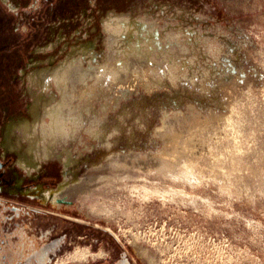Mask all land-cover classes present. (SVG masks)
<instances>
[{
	"label": "rangeland",
	"instance_id": "obj_1",
	"mask_svg": "<svg viewBox=\"0 0 264 264\" xmlns=\"http://www.w3.org/2000/svg\"><path fill=\"white\" fill-rule=\"evenodd\" d=\"M73 1L69 17L46 18L45 0H0V69L11 64L16 101L2 122L35 124L30 137L14 129V143L40 157L50 149L43 167L68 160L59 181L78 179L72 205L56 212L79 226L64 254L80 264L119 250L135 264H264V0ZM111 15L143 23L140 52L110 50ZM135 53L124 82L103 74L78 103L71 134L43 140L46 107L61 98L49 73L117 62L115 73ZM36 71L46 88L28 78Z\"/></svg>",
	"mask_w": 264,
	"mask_h": 264
},
{
	"label": "flooded vegetation",
	"instance_id": "obj_2",
	"mask_svg": "<svg viewBox=\"0 0 264 264\" xmlns=\"http://www.w3.org/2000/svg\"><path fill=\"white\" fill-rule=\"evenodd\" d=\"M48 1L45 0L46 10L42 12L46 18L61 15L67 18L74 13L69 7L73 0ZM10 67L11 64L6 70L0 69V136L4 138L0 140V264H80L77 258L71 259L76 254H64V247L78 240V222L56 213L72 205L76 196L65 189L78 179L63 184L59 180L67 176L65 161L64 170H58L55 164L43 167L41 162L51 156L27 152L29 145L23 152L14 143L12 131L21 123L19 130L26 131L27 124H23L25 120L18 124L2 122L16 108L15 76L10 74ZM87 264L135 263L119 250L111 257Z\"/></svg>",
	"mask_w": 264,
	"mask_h": 264
},
{
	"label": "bare ground",
	"instance_id": "obj_3",
	"mask_svg": "<svg viewBox=\"0 0 264 264\" xmlns=\"http://www.w3.org/2000/svg\"><path fill=\"white\" fill-rule=\"evenodd\" d=\"M134 21L130 22L129 19H126L123 17H117V15L116 16L111 15L108 17V19L105 21V27H106V31L109 33L108 36H110L108 44H109L111 51L112 50L116 51V50L122 49L120 51V54H121V53H124L125 51H127V48H125V46L130 45V47L128 46L129 47L128 49H130V51L133 50L134 52L136 51L137 53L140 52V51H138V44H139L138 43L139 42L138 37H139V33L141 32V30H138V26L140 24L138 25V22H134ZM142 24L143 23H141V25ZM141 27H143V25ZM141 27H140V29H141ZM147 31H149V30H147ZM152 34L153 33H151V36H152ZM143 36H144V34H143ZM146 37H147V35H146ZM145 42H146V40H145ZM146 43H149V42H146ZM148 45H147V47H148ZM140 46L141 45H139V47ZM144 53H146V52H144ZM112 54H113V52H112ZM140 54L141 53H139V55ZM161 55H163V54H161ZM127 56H130V55L127 54ZM112 58H114V55H110V57L108 59L113 60ZM117 60H118V58H117ZM116 63L117 62H115L114 64H106L103 66L102 69L95 70V71L91 72L90 68L88 71H85L82 67L81 62H79L78 64H75L73 62H69V63H65L64 66H61L59 69H55L51 73H49L50 78L46 76V73L44 71H36L33 75L30 76V79H32L31 80L32 83L36 82V83H39L40 85H43V83H45L43 85V86H45V88L48 85V84H46V79L47 78L52 79L54 81L56 89L59 92L60 97H61L60 101L57 103V105H53V106H50L48 108L46 107L45 117L49 118L50 121L46 124H42L39 128L40 134H41L43 140H46L47 137H50L52 140L62 139L64 137H66V135H68L69 133L71 134L73 132L74 128H76L77 122H78L79 116L78 115H77L78 117L74 116V114L78 112V109H80L77 106L78 103L82 99L89 98V97L94 95L95 87L99 86V79H101V76L103 74L111 73L114 75L116 80H119V82H124V80L129 75H131L133 72H135L138 69V64H137L138 63V55L136 58L133 59V61L128 63L126 66H124V67L120 66L117 70H115V73H114L113 69H116V67L118 66V65H116ZM120 63H121V61H120ZM48 71H49V69H48ZM49 79H47V83H48ZM122 85H123V83H122ZM75 103H76V105H75ZM25 130L28 133V137H30V135L32 136V134L37 135V129H36L35 124L26 125ZM43 155H44V157H47V155H48L47 149H44ZM127 160H129V159H127ZM127 160L125 159L124 161L126 162ZM133 160H135V159H133ZM65 162H66V164L69 163L68 160H65ZM110 162L107 164H109V165L112 164V166L118 167V163H117L118 160H117V162L116 161H114L112 163H110ZM130 163H131V161H130ZM121 165H119V166H121ZM113 168H115V167H113ZM91 180H92V182H90V184H92L93 186L98 185L99 182L105 181V179L97 178V177L91 178ZM81 187L84 188V190H87V191L90 190L89 184L86 186V184L83 183L81 185ZM65 190H66L65 192H67L69 195H72L71 192L73 191V189H71V187L67 188ZM134 251L137 255H139V256L142 255L141 248L136 244H134Z\"/></svg>",
	"mask_w": 264,
	"mask_h": 264
}]
</instances>
